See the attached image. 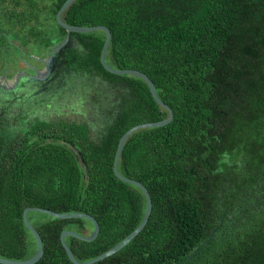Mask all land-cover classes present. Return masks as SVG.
<instances>
[{
  "label": "trees",
  "instance_id": "obj_1",
  "mask_svg": "<svg viewBox=\"0 0 264 264\" xmlns=\"http://www.w3.org/2000/svg\"><path fill=\"white\" fill-rule=\"evenodd\" d=\"M65 1L0 0V58L27 46L50 53L67 37L56 18ZM62 19L109 27L106 61L146 73L174 111L169 124L135 131L118 164L150 192L146 226L94 264H264V0H76ZM105 39L104 30L71 32L57 53L66 100L85 120L0 115V257L35 254L27 207L94 216L95 240L66 238L81 261L144 217L146 196L116 176L115 154L128 129L169 111L143 78L104 67ZM28 218L43 240L35 264H74L62 232L93 230L87 218Z\"/></svg>",
  "mask_w": 264,
  "mask_h": 264
},
{
  "label": "water",
  "instance_id": "obj_2",
  "mask_svg": "<svg viewBox=\"0 0 264 264\" xmlns=\"http://www.w3.org/2000/svg\"><path fill=\"white\" fill-rule=\"evenodd\" d=\"M76 0H66L63 5L60 7V9L57 12L56 18L58 23L63 26L64 28L67 29L68 33H67V37L60 43H58L56 46H54L53 51L49 54V56L44 59L43 61L46 63L44 69L42 70H36L35 73L33 75H29L27 78V81L32 80V81H44L45 79H47L53 70V60H54V56L60 52L62 49H64L66 46H68L71 43V32H82V33H87V32H92V31H96V30H104L106 33V39H105V43L103 45V49H102V53H101V62L104 65V67L110 71L113 72L115 74H132V75H136L139 76L141 78H143L147 84L149 85V88L151 90V93L154 97V99L163 107H165L168 111H169V115L168 117H166L165 119L159 120V121H153V122H144V123H139L133 127H131L130 129H128L120 138L119 143H118V147H117V151L115 154V159H114V172L116 174V176L121 179L122 181L134 184L139 186L142 191L144 192L145 196H146V211L144 214V217L141 221V223L138 225V227L136 229H134L125 239H123L120 243H118L117 245H115L114 247L108 249L107 251L103 252L102 254L98 255L97 257H94L90 260H86V261H81L79 259L76 258V256L74 255L72 249L70 248V246L68 245V243L66 242V238L68 236H74L76 238L85 240V241H93L95 240L99 233H100V225L99 222L96 220V218L88 213H83V212H57V211H53L51 209L48 208H43V207H27L24 210L23 213V218H24V222L26 224V226L28 227V229L33 233L35 239H36V243H37V249L35 254L28 258V259H22V260H14V259H8V258H4V257H0V263L2 264H35L37 263L43 256L44 254V248H43V240L42 237L40 235V233L36 230V228L32 225V223L30 222L29 218H28V214L30 211H37L40 213H46L49 214L53 217L56 218H60V219H70V218H87L89 220L92 221L93 223V230L90 234L85 235V234H81L78 233L76 231L73 230H65L62 232L61 234V242L70 258V260L74 263V264H94L96 262H99L105 258H108L112 255H114L115 253H117L118 251H120L123 247H125L133 238H135L142 230L143 228L146 226L151 212H152V208H153V204H152V198L150 195V192L148 191L147 187L141 183L138 180L135 179H131L128 178L124 175H122L119 170H118V164H119V160L121 157V153L123 151V148L128 140V138L137 130L141 129V128H148V127H160V126H165L167 124H169L173 118H174V111L173 109L167 105L158 95L156 86L154 84V82L152 81V79L144 72L137 70V69H119V68H115L112 67L107 61H106V56H107V52H108V48L110 46L111 43V37H112V33L109 27L105 26V25H95V26H78V25H71L68 24L66 22H64V20L62 19V14L75 2ZM23 74H26L25 72H23ZM14 84H7V88H14L17 86V81H14ZM215 230L211 233L209 240L212 238L213 234H214ZM207 243V242H206ZM205 243V244H206Z\"/></svg>",
  "mask_w": 264,
  "mask_h": 264
},
{
  "label": "flooded vegetation",
  "instance_id": "obj_3",
  "mask_svg": "<svg viewBox=\"0 0 264 264\" xmlns=\"http://www.w3.org/2000/svg\"><path fill=\"white\" fill-rule=\"evenodd\" d=\"M5 52L4 50V57L0 58V115L40 116L41 113L54 109L55 102L64 90L62 59L57 54L54 56L52 73L44 81H27L28 76L33 75L36 70L44 69L46 63L43 60L50 53L38 52L28 46L16 56ZM15 80L18 82L17 86L7 88V84L12 85ZM64 82L70 83L67 76ZM50 114L59 113L51 111ZM75 114L83 115L84 120L87 118L85 114Z\"/></svg>",
  "mask_w": 264,
  "mask_h": 264
},
{
  "label": "rangeland",
  "instance_id": "obj_4",
  "mask_svg": "<svg viewBox=\"0 0 264 264\" xmlns=\"http://www.w3.org/2000/svg\"><path fill=\"white\" fill-rule=\"evenodd\" d=\"M37 51V50H36ZM15 52V51H14ZM24 54V53H22ZM3 55H1L2 57ZM4 57V56H3ZM66 92L63 90L62 91V95L60 98H58V100L55 102V106H54V110H56L59 114H45L44 116H47V117H56V118H64V119H76V118H82L83 115H77L75 114L76 112H78L76 109H71L69 107V102L66 100ZM67 101V102H66ZM66 102V103H65ZM79 106H77L79 109H81L82 111H85V107L83 106V104H78ZM54 110H49V113L51 111H54Z\"/></svg>",
  "mask_w": 264,
  "mask_h": 264
}]
</instances>
